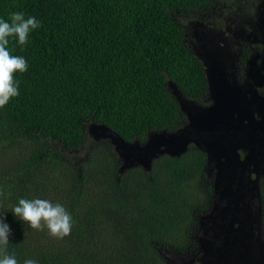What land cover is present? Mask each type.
<instances>
[{
  "label": "trees",
  "instance_id": "1",
  "mask_svg": "<svg viewBox=\"0 0 264 264\" xmlns=\"http://www.w3.org/2000/svg\"><path fill=\"white\" fill-rule=\"evenodd\" d=\"M245 1L251 13L264 8ZM213 2L0 0V19L22 12L40 22L25 45L9 38L28 68L14 74L19 96L0 108V218L18 264H169L168 253L191 247L210 191L201 150L122 172L107 145L80 166L65 153L84 145L88 124L127 143L183 127L182 102L199 104L208 87L185 23ZM21 198L61 204L71 234L30 228L12 212Z\"/></svg>",
  "mask_w": 264,
  "mask_h": 264
},
{
  "label": "flooded vegetation",
  "instance_id": "2",
  "mask_svg": "<svg viewBox=\"0 0 264 264\" xmlns=\"http://www.w3.org/2000/svg\"><path fill=\"white\" fill-rule=\"evenodd\" d=\"M235 5V3H228L227 0H214L210 9L201 13L197 18L198 20L193 22L187 21L185 27H187L190 32L189 38L191 40L194 32L190 30L189 25L199 23L202 18H207L206 21L210 19L214 22H210L211 25L213 24L212 28H214L215 31H219V35L223 36L224 40V42H222L221 39L218 38L221 42L220 45L205 41V44L202 45L204 53L198 50L199 45H201L200 42L204 41L194 40L191 44L196 56L200 59L208 84L207 93L203 96L200 103L196 105L211 106L212 92L214 93L216 90L217 93L219 92L220 105L223 110H226L230 116L234 117L250 114L249 117L238 122L241 125L248 121V127H252L256 124L257 120H261V114H258L261 108L257 109V106L259 103L264 102V76L261 75L263 77H257L255 75L257 70L264 74V69H260L261 66H264V42L259 43L258 41L262 40L264 35L262 31L261 33L256 32V35H254L253 32L250 33V26L252 24L250 25V22H247L248 25H243L242 20L244 19L241 13L245 14V12L238 6L237 9H235ZM246 13L252 14L249 10H247ZM251 19H256V16H252ZM206 21H203L202 24ZM231 31L235 32L236 41L234 43L232 42V37L228 40L231 36ZM234 46H236V50H233ZM201 55L203 57H201ZM255 55H257V58L254 57ZM211 56L217 59L215 63L220 66L218 73H216L219 74V78L216 77V79H212V69L207 66L213 60ZM212 106H214V104ZM244 129L243 125L241 131ZM151 133L156 132L152 131L149 134ZM234 135L225 139H229L233 142ZM229 140H225L226 146L231 144V147L235 148V154L233 155L232 152L229 153L230 150L227 148L226 151L221 154L222 163H220L226 168V170L222 172L230 176V183L220 187L215 183L210 188L208 187L210 190L208 191L209 195L207 194L208 197L204 204V208L199 210L201 213L197 215L198 217L196 216L195 227L192 230L191 237L193 239V244L182 255L174 257L180 261V264H215L213 261L199 259V257L204 254L202 243H205V236L208 237L210 245L217 237L220 241L218 246L217 243L212 245L217 247L216 253H220V255L223 256L217 264H237V258L233 259L230 263L225 262L230 256L231 251L229 249L224 253L223 245H226L229 234H232L233 238L237 233L240 234L238 230L240 232L245 230L246 223L242 219L241 213H246L250 223L253 220V227L251 224L247 232L254 237V233H256V238H258L257 241H264V173L256 169V167L260 165L264 170V145L258 142L254 148L253 145L250 146L251 144L249 143L247 144L248 146H246L234 142L232 143ZM166 154L173 156L169 153ZM248 155L255 160L252 166L244 168L245 173L249 176L246 181L250 180V186L252 188L255 186L254 196L252 188L245 186L242 177L240 175L232 176L229 170L230 167H235L237 170L242 171V161ZM234 156H237L238 164L230 166V159ZM158 157L155 159H158ZM206 158L208 160V155H206ZM208 164L209 161H207V165ZM210 181L211 179L209 178V182ZM229 187L230 191L227 190ZM212 189L214 190L212 191L214 198L213 194H210ZM246 199L251 201V203L239 202L240 200ZM215 208H219L222 214H216L212 220V210ZM216 217H219V221H216ZM203 219H205L204 226H201L199 222ZM219 224H225L224 228L216 227ZM217 232L219 233L218 236L216 235ZM241 237L243 236L241 235ZM245 243L247 244V242ZM254 245L255 246L251 247V250L259 257L260 253H264V250L258 252V245ZM204 247L207 248L206 246ZM231 247L236 253L242 252L240 242H233ZM167 255H169V264H176L175 262H170V253ZM260 264H264L263 261H261Z\"/></svg>",
  "mask_w": 264,
  "mask_h": 264
},
{
  "label": "rangeland",
  "instance_id": "3",
  "mask_svg": "<svg viewBox=\"0 0 264 264\" xmlns=\"http://www.w3.org/2000/svg\"><path fill=\"white\" fill-rule=\"evenodd\" d=\"M235 9H237V6L242 9L244 13L242 14V17L244 20H242L243 25H248L247 22H250V33H254L256 35L257 33H263L264 35V8L260 13L261 7H257V11H253L252 14L246 13L248 5H251L245 0H237L235 3ZM253 6V5H251ZM260 13V14H259ZM252 16H256V19H251ZM207 18H202L199 23H193L189 25V28L193 33V38H191V41H204L200 42L201 45H199V49L202 53H204L203 46L205 44V41H210L213 43H217L216 45H220V41L218 38L221 39L222 42L223 36L219 35V31H215L214 28H212L211 23H214L212 20ZM203 21H206L202 24ZM211 22V23H210ZM232 39V42L234 43L235 40V32L231 31V36L228 38ZM227 40V41H228ZM260 42H264V36L262 40H258ZM228 43V42H227ZM264 44V43H263ZM236 46H234L233 50H236ZM201 57H203L201 55ZM212 57V61L207 65L211 67L212 69V79L219 78L218 70L219 65L215 62H217L215 58ZM257 58V55L254 56ZM260 69H264V66H261ZM254 72V71H253ZM257 77H263L264 74L261 73L259 70H257L256 74ZM263 75V76H261ZM264 78V77H263ZM212 105L214 106H204V105H194L192 103L187 102L185 100V103L182 102V106L184 109V114L186 117V121L183 125V127L180 128V130L175 132H169L168 135L164 134L162 131L151 133L148 135L147 139L145 141H135L133 143H127L123 141L121 138L117 137L113 133L109 132L107 129L101 126H93L92 124H88V138L84 145L79 148V150L71 151L69 153H65L69 156L70 160L77 165H83L84 162L88 159L89 153L98 148L100 145H107L110 149L112 148L115 155H117L118 160L121 163L119 171H125L132 168H141L146 171L150 170L148 167L151 166L153 163V160L157 158L158 156L162 154H172L173 156H179L180 154H184L185 152L189 151L191 148H196L201 150L203 153L208 155L209 164L205 168V185L207 187H211L213 184L217 183V185L225 186L230 183V176H227V174H223L222 171L226 170V168L223 167L221 164V158L222 153L226 151L227 148H229V153L232 152V154H235V148L231 147V144L229 146H226L225 138H230L232 135H234L233 142L236 144L246 145L251 144L255 148L257 143L260 142L264 145V102H261L258 104L257 109L261 108V110L258 112V114H261V120H257L256 124H254L252 127H248V121L245 122V124H239L238 121L249 117L250 114H244L242 116H230L226 110H223L222 106L220 105V96L219 92L217 93L216 90L214 93L212 92ZM215 102V103H214ZM244 125V130L241 131V127ZM247 125V126H246ZM230 141V140H229ZM232 142V141H230ZM232 142V143H233ZM237 156L231 157L230 166H235L238 164L237 162ZM254 159L251 158L249 155L242 161V167L243 170L239 171L235 167H230L231 175L232 176H238L240 175L243 179V182L245 186H250V180H247L249 176L245 173L246 167L252 166L254 163ZM221 162V163H220ZM220 165V167H219ZM252 169V168H250ZM258 171H263L262 167L258 165L256 167ZM209 178L211 181L209 182ZM245 179V180H244ZM204 187V186H202ZM252 188V187H251ZM228 191H230V187L227 188ZM214 191L211 190L210 194ZM255 186L252 188V193L254 196ZM214 198V194H213ZM213 200V199H212ZM239 202H246L251 203L248 199L246 200H240ZM213 215L211 219L216 216V214H222V211L219 208H215L212 210ZM198 217V216H197ZM196 217V218H197ZM241 217L246 223V228L244 231L238 232L243 236L241 237L240 234H236L232 238V234L228 235V241L226 245H223V252L226 253L229 248L231 247L233 242H247L246 247L250 250L252 246H255L254 244L258 245V252L261 250H264V241H257L258 238H256V233H254L255 237L250 235L247 232V229L253 227V220L250 221L247 218L246 213H241ZM216 221H219V217L215 218ZM251 220V219H250ZM205 219L201 220L199 223L201 226H204ZM213 227L212 225H210ZM208 226V227H210ZM225 224H219L216 227L224 228ZM207 227V228H208ZM206 228V229H207ZM205 229V230H206ZM202 234V233H201ZM218 232L216 235L218 236ZM204 238V237H202ZM232 238L231 240H229ZM205 243H202L204 251V254L199 257V259H202L204 261H213L215 264L220 262L222 259V255L220 253H216L217 247L212 246L215 243L220 242L218 237L217 239H214L212 244H209L208 237L205 236L204 238ZM202 242V241H201ZM254 243V244H253ZM206 246L207 248H205ZM243 251V250H242ZM212 255V256H211ZM210 256V257H209ZM170 262H175L176 264H180V261L177 260V258H174L173 255L170 256ZM261 261L264 263V253L262 254V258L259 255Z\"/></svg>",
  "mask_w": 264,
  "mask_h": 264
},
{
  "label": "clouds",
  "instance_id": "4",
  "mask_svg": "<svg viewBox=\"0 0 264 264\" xmlns=\"http://www.w3.org/2000/svg\"><path fill=\"white\" fill-rule=\"evenodd\" d=\"M40 27L35 17L25 18L22 12H13L10 22L0 19V108H3L13 98L19 96V84L14 80V74L27 71L25 58L13 56L8 50L9 38L14 37L20 45L28 42L31 31ZM0 195H3L0 192ZM12 212L20 220L36 230L48 229L50 236L63 239L71 234L72 217L59 203L53 204L45 199H19ZM11 229L3 218H0V264H18L14 256L7 254V246ZM24 264H37L28 259Z\"/></svg>",
  "mask_w": 264,
  "mask_h": 264
},
{
  "label": "water",
  "instance_id": "5",
  "mask_svg": "<svg viewBox=\"0 0 264 264\" xmlns=\"http://www.w3.org/2000/svg\"><path fill=\"white\" fill-rule=\"evenodd\" d=\"M148 169H150L148 167ZM241 248H242V252L240 253H236L232 247H230V251L231 254L230 256L226 259L225 262L230 263L233 259H238L237 264H260L261 259L260 257H257V255H255L252 250L248 249L246 247L245 242H240ZM260 256L262 258V253H260Z\"/></svg>",
  "mask_w": 264,
  "mask_h": 264
}]
</instances>
